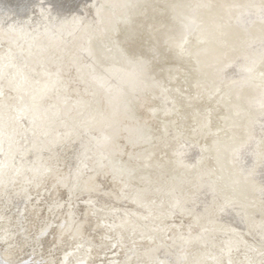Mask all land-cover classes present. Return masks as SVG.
<instances>
[{
  "label": "water",
  "instance_id": "obj_1",
  "mask_svg": "<svg viewBox=\"0 0 264 264\" xmlns=\"http://www.w3.org/2000/svg\"><path fill=\"white\" fill-rule=\"evenodd\" d=\"M0 264H264V0H0Z\"/></svg>",
  "mask_w": 264,
  "mask_h": 264
}]
</instances>
